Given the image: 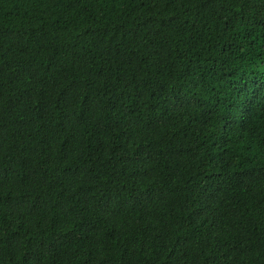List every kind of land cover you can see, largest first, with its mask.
Listing matches in <instances>:
<instances>
[{"label": "trees", "instance_id": "16d2710c", "mask_svg": "<svg viewBox=\"0 0 264 264\" xmlns=\"http://www.w3.org/2000/svg\"><path fill=\"white\" fill-rule=\"evenodd\" d=\"M0 264H264V0H0Z\"/></svg>", "mask_w": 264, "mask_h": 264}]
</instances>
